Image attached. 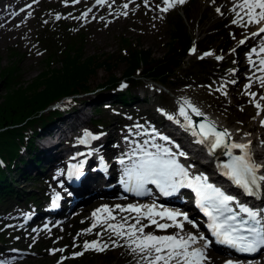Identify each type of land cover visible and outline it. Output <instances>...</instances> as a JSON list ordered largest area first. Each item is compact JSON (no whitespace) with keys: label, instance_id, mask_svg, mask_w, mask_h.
<instances>
[{"label":"rangeland","instance_id":"1","mask_svg":"<svg viewBox=\"0 0 264 264\" xmlns=\"http://www.w3.org/2000/svg\"><path fill=\"white\" fill-rule=\"evenodd\" d=\"M22 1L25 0L18 2L0 0V8H5L4 11L11 12L17 3ZM32 1L31 7L21 15L17 22L10 23L4 29L6 32H0V66L6 64L7 58H10L7 55L8 48L13 47L20 54L18 61L21 74L20 81L30 80L42 67L44 52L40 49L35 35L44 23L58 20L56 17L59 15V19H63L66 25H71V28L74 29H76L74 26L77 25L80 31H83V56H94L96 62L104 61L88 78L89 89L92 90L86 95H77L78 98L83 99L84 97L89 98L96 91L99 92L95 99L89 98L97 102L93 108V115L89 116L100 115L109 122L117 119V123L120 120L127 122L128 119H137L140 114L144 118L155 120L160 119L161 115L167 118L168 116L178 117V107L186 99L200 109L214 110L217 114L219 113L220 117L233 122L241 130L254 126L252 132H264V127L259 126V123L264 120V112L260 113L261 100L252 95L255 94L256 90H250L249 87L245 89L240 84L233 83L236 80L235 69L237 68V62L239 64V60L232 52V48H229L230 44L220 46L226 37L231 34L232 28L231 26H222L224 28L221 29L218 25L220 12L216 11L219 8L217 1L185 0V3L177 4L167 12L161 11L165 6L163 0H116L115 3V0H109L104 5L97 4L96 0H78L76 3H73L72 0ZM125 4L128 5L127 8L124 7ZM231 4H234V2H231ZM85 13L87 15H84ZM178 15L193 36L191 44L195 47V52L187 53L176 74L170 78L171 82L166 85L167 90H164L158 81L144 80L136 84L139 87L153 86L154 88V94L147 101L140 100L131 106H120L118 102H102L106 96H111L110 94L100 95L101 92L105 91L100 85L107 81L109 76L114 75L117 77V82L121 86L123 82L121 80L123 79L121 77L123 76L122 72L127 66L123 54L128 50L133 47L148 49L152 60H157L168 53L174 28L173 18ZM233 19H236V10L234 12L230 11L228 21ZM250 26L251 28L244 26L246 31L250 32L252 27H256V25ZM206 52H211L212 55L204 56ZM229 53L230 55H228ZM217 56L222 57V59L217 60ZM199 60H203L202 65L197 64ZM53 64L57 65L56 63ZM226 70L231 73L228 74V71L226 75H221L222 71ZM248 72L245 71V73ZM254 82L259 83V79H254ZM128 83L134 85V82L128 81ZM247 83H249V79ZM107 88L111 89L112 87ZM258 92L264 95V88ZM263 95L260 96V99L264 98ZM256 104H259L260 108H257ZM90 108L86 107V110L89 111ZM181 121H184L183 117ZM51 134H53V131ZM43 139L46 140L47 137L44 136ZM41 176L46 177L45 174ZM51 181L52 179L45 181L44 178L42 180L36 178L32 181L25 179L24 182L19 179L16 183H23L24 187L39 192L40 185L47 182L49 183L48 186L53 187ZM92 201H87L82 206L83 208H79L80 210L76 209L53 232L45 231L40 234L34 232L30 235L21 232L22 230L15 232V239H18L16 241L17 246L24 247L28 253H24V255L13 253L12 256L18 257L12 258L8 255L12 253L11 251H14L13 248L6 249L0 245V254H2L0 255V264H12L15 261L25 259H32L36 263L44 259L50 264H56L55 255H40L39 252L43 253L44 250L38 252L35 250L37 239L50 240V242L59 246L60 239L69 240L72 244L74 241L79 243V240L85 237L84 240L88 242L96 240L100 246L107 244L108 248L113 249L110 254H105L108 259L103 257L102 251L88 249L89 255L84 261L82 260L85 264H147V261L142 259V254L132 251V246L127 243L126 237H117L111 229H107L106 224L103 227L100 224L97 230L96 228L93 229L96 218L92 216L91 210H86L87 206L93 205ZM8 207L10 209L7 211L11 212L21 208L19 205ZM17 215V213H8L7 217L15 219ZM136 219L137 216L134 213L118 210L114 222L115 224L124 223L123 230L127 231L128 225L136 223ZM140 223L147 225L144 228L145 233L151 232L154 234L155 225L150 224L148 219H140ZM75 224L78 229L74 233V237L71 238V234L75 230ZM15 226L17 227V225ZM87 229H91V231H86ZM19 235L22 236L18 237ZM90 238L91 240H87ZM84 243L85 241L79 243V245H84ZM72 248L70 245L69 250H73Z\"/></svg>","mask_w":264,"mask_h":264},{"label":"snow or ice","instance_id":"2","mask_svg":"<svg viewBox=\"0 0 264 264\" xmlns=\"http://www.w3.org/2000/svg\"><path fill=\"white\" fill-rule=\"evenodd\" d=\"M72 2L76 3L78 0H72ZM96 2L103 4L105 0H96ZM163 3L165 6L161 11L167 12L175 5L185 3V0H163ZM127 6V4L124 5L125 8ZM237 8L240 11H236V19L232 20L233 24L241 23L245 27L257 25V31L250 33L252 37L264 34V0H240L232 10L235 11ZM216 11L220 12V9L217 8ZM56 18L59 19V15ZM239 43L244 44L245 40H240ZM190 52H195V47L190 49ZM252 52H256V49L253 48ZM259 52L264 53V47H261ZM210 55H212L211 52L204 53V56ZM216 59L219 60L222 57L217 56ZM259 64L261 65L259 70L264 72V58L259 60ZM125 86L121 84L122 88ZM245 87H249V85H245ZM256 107L260 108V105L256 104ZM186 109H190L194 115L200 117H203L204 113L186 99L180 104L178 110L179 116L183 117L185 121L182 126L189 130L193 137H196L195 142L205 146L209 156L215 155L218 149L222 150L223 155L229 158L226 162L218 164L222 174L233 184L242 188L245 194L257 195L260 182L264 181V175L257 173L259 169L264 168V165L255 163L249 151V144L232 142V134L227 128L218 130L215 122L207 120L206 117L199 123H195ZM168 119L171 120L173 117L168 116ZM176 122L180 123L178 120ZM261 124L264 125V120L261 121ZM156 135L159 134L156 133ZM84 136L90 139L98 138L88 131H85ZM159 138L164 141L169 140L167 136H160ZM153 140H155V136H153ZM80 143H87V140L82 139ZM169 143L171 142L169 141ZM176 148L179 149V145H176ZM233 149H239L240 154L234 155ZM185 155L183 151L174 152L172 148L163 144L155 142L149 144V141L145 140L143 145H137L136 149L133 150L129 157L130 163L124 167L123 171V175L127 179H122L121 182L125 184L128 192L137 196L145 195L149 191L146 188L149 184L155 185L164 196L173 195L181 188H190L195 193L196 206L208 218V230L217 238L219 243L244 253H255L264 248V209L254 211L242 204H237L239 212L234 211L231 204L236 198L209 183L208 177L203 174L190 176L188 168L178 159V157ZM132 157L136 158L133 159ZM119 163L124 165L125 160L120 159ZM73 175H79V170L70 169L69 176ZM115 207L121 211L136 213V223L128 225L127 231L123 230L124 223H109L107 227L117 237H126L127 243L132 246V251L142 254V259L147 261V264H160V262L171 264L173 260L176 261V264H204L208 259L205 249L209 247L210 242L203 234L197 237L192 233H188L186 236L145 233L144 228L147 225L141 224L139 219V217H147L148 222L158 229L175 227L183 230L184 222L197 227L195 222L189 220L186 213L169 209L156 211L155 204H128L126 206L116 205ZM101 213H107V216L98 215ZM240 213H245L247 218L241 217ZM92 216L96 218L95 222L115 219L112 216V209L107 205L94 210ZM154 217L166 218L172 223H158ZM177 217H183V220H177ZM95 222L93 227H95ZM86 231H91V229ZM197 240L203 241V246L191 247ZM106 247L107 244L100 246L96 240L85 241L84 243L85 250L91 248L96 251H103ZM58 251H63V249ZM74 255H82V253L77 252ZM225 264H239V262L228 260L225 261Z\"/></svg>","mask_w":264,"mask_h":264},{"label":"trees","instance_id":"3","mask_svg":"<svg viewBox=\"0 0 264 264\" xmlns=\"http://www.w3.org/2000/svg\"><path fill=\"white\" fill-rule=\"evenodd\" d=\"M173 23L172 41L168 53L157 60H152L148 49L133 47L123 54L127 66L121 77L129 79L134 84L144 79L160 81L163 84L171 82L170 78L176 74L184 62L193 40V36L179 15L173 18ZM35 37L40 49L44 52V58L42 67L30 80L20 81L21 74L18 67L20 54L13 47L8 48L7 55L10 58H7L6 64L0 66V89L2 90L0 93V162L3 163V165L0 164V209L3 210L16 203L20 197L35 202L39 200L40 195L37 192L28 187L21 188L23 183L15 184L11 164L14 160L15 166L18 167L17 181L36 179L38 174L35 171H27L29 167L24 169L21 167L23 165L19 164L25 161L18 152L19 148L23 147L31 151L34 160L29 166L38 164L41 158L34 150L32 136L34 137L40 129L73 108L77 103V95L92 90L89 89L88 78L99 65L104 63V61L96 62L94 56H83V31L79 28H71V25H66L62 19L44 23ZM197 64L202 65L203 60H199ZM117 81V77L111 75L100 87H114ZM131 95L128 89L113 94L116 101L121 103H129ZM61 98L66 99L51 106ZM91 119L95 124L105 123L100 115ZM10 239L11 231L2 227L0 223V244H9ZM46 245L38 242L36 248L41 250ZM110 252L111 250L104 251L103 257L108 259L105 254ZM88 255L89 253L86 252L56 264H85L83 261ZM17 264L50 263L44 259L37 263L32 259H26Z\"/></svg>","mask_w":264,"mask_h":264},{"label":"bare ground","instance_id":"4","mask_svg":"<svg viewBox=\"0 0 264 264\" xmlns=\"http://www.w3.org/2000/svg\"><path fill=\"white\" fill-rule=\"evenodd\" d=\"M215 1H217L219 3V9H220L219 20L217 21L218 25L221 27V29L224 28L222 26H225V27L231 26V28H232L231 34L226 37V39L220 44V46L223 47L225 45L230 44L229 48H232V52L236 55L237 59L239 60V64L237 62V68L235 69V76H236L235 84L236 85L240 84V86H242L245 89L248 88V87H245V85H249L250 89H258V90L263 89L264 88V83H263L264 72L259 70L261 68V65L259 64V60L261 58H264V53L259 52V49L261 47H264V38H258V36L252 37L250 35L251 32L257 31L258 26L252 27V30L250 32H248V31H246V29L244 28V26L241 23L231 25L232 21H228L230 11H233L232 9H233L234 5L238 4L240 2V0H215ZM231 2H234V4H231ZM4 9L0 8V32L5 31L4 29H6L10 23L13 24L14 22H17L21 18V15L23 12V11H21L19 13H16L15 15H13L12 17H10L8 19L9 13L6 10H5L6 11L5 12ZM236 11H240V10L237 8ZM247 27L251 28L250 25H247ZM246 37H247V39H245ZM148 38H149V36H148ZM227 38H228V40H227ZM91 39H93V38H91ZM240 40H245V43L240 44L239 43ZM253 48L256 49V52H252ZM228 55H230V53ZM250 60H251V62H250ZM245 71H249V72L245 73ZM227 72H228V70L222 71L221 75L224 76V75H226ZM228 74H230V72ZM248 79H249V83H247ZM254 79L255 80L259 79V83H255ZM222 86H223V84H222ZM112 89L113 88H111V89L106 88L105 91L111 92ZM96 92L91 94L89 96V98L95 99V97L97 96ZM257 93L258 92H256V97L258 96ZM86 98H88V97H86ZM259 99H260V97H259ZM260 100H261L260 105H262L260 113H263L264 112V98L260 99ZM95 103H97V102L94 100L93 105H95ZM181 103H183V102H181ZM197 108H199V107H197ZM186 110L189 112L190 115L193 114L190 109H186ZM200 110L204 113L205 117H207L211 121L215 122L216 125H219L223 128H227L228 131L232 134V140L248 143L250 148L253 150L254 153L261 154L260 157L264 158V132H252V130L255 128L254 126H250L246 130H241L233 122L227 121L224 118L220 117L218 115L219 113L217 114L214 110H208V109H200ZM83 114L84 113H82L81 115H83ZM111 118H112V116H111ZM79 120H80V117H79ZM259 126L264 127V125H262L261 122L259 123ZM75 128H77V126H73L71 128V130H74ZM65 130H66V128L62 129L59 125H57L55 127V129L53 130V134L45 131L44 129H40L34 137L32 136V139H33L32 142L35 145V149H34L35 152H37L38 154H44V155L45 154H51L54 152L56 155H59L61 152L60 143H62V142L69 143V142L73 141V138L68 136V133H64ZM187 132H188V134L191 135V132L189 130ZM44 136L47 137L46 140L43 139ZM57 147H59V148H57ZM18 152L20 153V156L25 160L23 163H19L20 165H23L21 167L22 168L29 167V164L31 165L33 160H34V157L32 156L31 151L29 149H25L23 147L22 148L20 147ZM205 152H207L206 147L201 146V149H199V153H201V156L210 158L211 163H217L219 161L224 160L223 158H219L217 155L209 156ZM16 159H17V157H16ZM15 162H17V160H15ZM12 163L13 164H11V167L14 170V176H15L14 182H17V177H18V173H19L18 167L15 166L14 160ZM262 163L264 165V160H262ZM0 164L3 165L2 162H0ZM8 176H9V174H8ZM7 180L10 181L9 178H7ZM15 184H18V183H15ZM54 184L55 183L53 182L52 185H54ZM88 191L89 190H87L86 192H88ZM94 202L95 201H93L91 203L94 204ZM91 203H89V204H91ZM90 207H91V205L87 206L86 210H88ZM98 215H100V214H98ZM160 264H162V262H160Z\"/></svg>","mask_w":264,"mask_h":264},{"label":"water","instance_id":"5","mask_svg":"<svg viewBox=\"0 0 264 264\" xmlns=\"http://www.w3.org/2000/svg\"><path fill=\"white\" fill-rule=\"evenodd\" d=\"M204 116L203 117H200V116H194V119H195V123H199L200 121H202V120H204ZM207 120H209V119H207ZM217 126V125H216ZM217 129L219 130V129H221V127H219V126H217ZM216 153H218V154H221V153H223L222 152V150H220V149H218L217 151H216Z\"/></svg>","mask_w":264,"mask_h":264}]
</instances>
